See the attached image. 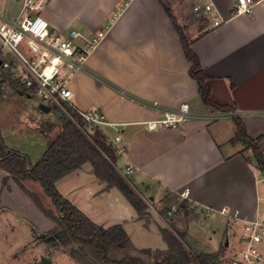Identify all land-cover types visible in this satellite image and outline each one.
<instances>
[{"label":"crops","instance_id":"obj_1","mask_svg":"<svg viewBox=\"0 0 264 264\" xmlns=\"http://www.w3.org/2000/svg\"><path fill=\"white\" fill-rule=\"evenodd\" d=\"M13 1L19 8L10 17L21 10L20 0ZM208 1L213 9L205 15L193 8L203 0H51L43 10L49 25L60 32L75 28L89 37L106 31L88 57L87 68L71 80L73 103L78 109L102 111L109 123L101 130L108 138L120 134L116 168L148 208L140 215L117 187H108L98 177L90 163L58 179L56 186L95 223L122 224L139 249H166L161 228L168 227L186 232L192 252H215L236 241L243 221L264 215L260 205L264 173L248 160L250 149L231 143L236 133L233 118L240 116L252 137L262 136L264 152V0H248L250 11L241 13L235 10L238 0ZM8 3L0 0L4 14ZM166 5L208 75L212 99L234 106V111L216 109L202 100ZM4 89L19 106L14 125L21 136L41 137L46 151L60 133L62 121L58 130L47 116L51 108L47 112L40 103L31 105L26 99L34 97L13 87L9 79L0 81V91ZM184 102L197 116L178 128H146L145 122L160 117L164 108ZM55 110L60 117L62 113ZM0 136L9 147L21 150L4 136L1 122ZM22 149L37 161L30 148ZM127 167L132 168L129 174ZM8 176L0 169L5 205L17 209L35 229L42 225L40 232L55 228L56 222L13 178L4 186ZM37 182L23 184L42 199Z\"/></svg>","mask_w":264,"mask_h":264},{"label":"trees","instance_id":"obj_2","mask_svg":"<svg viewBox=\"0 0 264 264\" xmlns=\"http://www.w3.org/2000/svg\"><path fill=\"white\" fill-rule=\"evenodd\" d=\"M176 28L184 43L188 59L191 62L190 75L198 82L199 92L204 103L222 111H234L235 107L220 104L211 97V86L199 57L191 48V41L180 25H177L170 8L166 5ZM16 89L19 83L10 79ZM70 116H60L62 127L60 133L50 143L44 154L37 161L15 148L9 147L0 136V169L9 173L3 181L4 186L13 178L34 200L45 215L56 222V227L49 231L62 239L64 245L76 243L78 253L89 264H223L221 256L226 246L215 252H192L186 244V232L162 227L161 233L167 243L164 250L137 248L122 224L103 227L91 220L70 200L65 198L56 186V181L85 163H90L98 177L108 187H117L130 201L140 215L148 208L140 193L116 168L117 148L100 129L93 132L85 127L79 112L67 107ZM235 136L231 143H242L244 150H251L249 161H255L264 172V152L261 148L262 136L252 137L240 116H234ZM24 180L41 183L51 197L54 208H47L40 196L28 190ZM188 207V205H184Z\"/></svg>","mask_w":264,"mask_h":264},{"label":"built area","instance_id":"obj_3","mask_svg":"<svg viewBox=\"0 0 264 264\" xmlns=\"http://www.w3.org/2000/svg\"><path fill=\"white\" fill-rule=\"evenodd\" d=\"M50 1L20 0L21 10L15 17L0 11V81L15 80L23 93L36 96L40 104L54 107L62 114L70 116L67 107L75 108L85 127L93 132L109 122L97 108L78 109L73 103L70 83L78 71L87 68L88 57L106 31L86 37L75 28L66 33L53 29L43 15ZM251 6L248 0H238L235 10L248 12ZM193 8L205 15L212 11L213 3L203 0V4L196 2ZM197 114L190 103L184 102L177 107L164 108L160 117L146 121L145 125L150 131L178 128ZM119 140L120 134L109 138L114 146ZM131 171L132 168L127 167L126 173ZM236 242L237 249L232 252L229 264H264V215L243 221Z\"/></svg>","mask_w":264,"mask_h":264},{"label":"rangeland","instance_id":"obj_4","mask_svg":"<svg viewBox=\"0 0 264 264\" xmlns=\"http://www.w3.org/2000/svg\"><path fill=\"white\" fill-rule=\"evenodd\" d=\"M18 8L19 5L17 3L9 0L8 5L4 7V11L7 15L13 16L16 15ZM187 32L191 34L190 29H188ZM0 94V122L2 133L11 144L22 151H24L22 146L30 148L33 152L31 157L34 160H38L45 151L44 145H41L43 139L38 136L34 137L30 134H22L24 137L21 136L19 132L20 128L14 125V119L18 114L19 106L15 103L14 99H12L13 97L10 94V90L8 92L4 89L2 92L0 91ZM26 100L29 101L31 105H37L39 103L36 96ZM51 110L52 111L47 116L58 124L57 127L59 130L61 125L60 117L56 114L57 112L54 107H52ZM35 187L40 191L43 203L47 206H51L53 209L52 199L44 191L43 186L37 182ZM261 187L262 198L260 205L261 213L263 214L264 184H262ZM2 192L3 190L0 191V264H46L43 261V257L50 260L49 264H89L88 259L84 260L83 256L81 257L78 253L77 250L79 246L76 243L64 245L62 239L55 234L38 231L42 225H40L41 227L38 226V229H35L30 225L32 224L30 221L19 214L20 212L17 209L5 205L7 204V200L5 196L2 195ZM4 192H6L5 189ZM2 196H4V201L1 203ZM187 209L192 210L193 207L188 205ZM168 222L171 224L170 220H168ZM206 222L207 220L204 221V223ZM223 246H225V243ZM236 249L237 242L234 240L232 245L225 248L221 256L223 264L230 263L231 254Z\"/></svg>","mask_w":264,"mask_h":264},{"label":"water","instance_id":"obj_5","mask_svg":"<svg viewBox=\"0 0 264 264\" xmlns=\"http://www.w3.org/2000/svg\"><path fill=\"white\" fill-rule=\"evenodd\" d=\"M39 107L44 110V111H50V107L44 105V104H39ZM43 261L46 263V264H49L50 263V260H48L47 258L43 257Z\"/></svg>","mask_w":264,"mask_h":264}]
</instances>
